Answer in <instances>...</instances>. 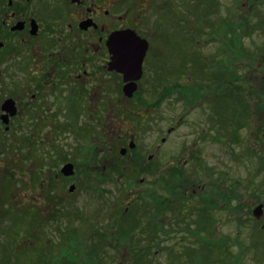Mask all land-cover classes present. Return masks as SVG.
<instances>
[{
    "label": "flooded vegetation",
    "instance_id": "obj_1",
    "mask_svg": "<svg viewBox=\"0 0 264 264\" xmlns=\"http://www.w3.org/2000/svg\"><path fill=\"white\" fill-rule=\"evenodd\" d=\"M195 3L0 0V181L9 174L11 164L15 177L27 174L31 180L38 174L53 181L114 175L126 180V167L117 171V143L123 142L122 158L131 157L139 143L131 125L119 123L118 114L135 113L132 103L137 100L142 105L149 97L174 98L178 107L174 125L160 132V141L150 145L152 153L143 157L145 167L158 155L167 164L162 168L169 170H160V176L184 181L182 174L191 178L189 173H195L193 164L205 157L212 161L206 151L221 137H215L214 129L211 136L207 127L213 122L212 106L218 112L228 107L230 55L225 44L220 45L221 51L208 53L206 44L198 43L197 17L190 10ZM182 9L189 13L190 26L181 25ZM133 33L148 44L140 76L119 69L118 43H126L125 35ZM168 34L175 38L164 49ZM209 37V41L214 38ZM157 84L161 86L158 93ZM126 86L135 87L131 96ZM142 108L137 115L151 120L146 113L150 109ZM72 150L86 162L104 164L97 171H78V162L70 161ZM55 163L59 164L56 170ZM67 164L73 165L71 175L62 171ZM33 165L39 168L31 171ZM70 187L68 192L73 193L76 185ZM197 191L194 188L192 195ZM21 197L20 202L26 203ZM163 200L162 218L168 211L180 220L185 207L176 209L172 199ZM48 201L45 210L50 212L56 203ZM134 202H128L125 212ZM30 206L38 204L32 201Z\"/></svg>",
    "mask_w": 264,
    "mask_h": 264
},
{
    "label": "rangeland",
    "instance_id": "obj_2",
    "mask_svg": "<svg viewBox=\"0 0 264 264\" xmlns=\"http://www.w3.org/2000/svg\"><path fill=\"white\" fill-rule=\"evenodd\" d=\"M190 10L197 17L198 35L194 34L198 43L206 44L208 53L221 51L220 45L225 44L230 55L228 107L218 112L212 106L213 122L207 127L211 136L214 129L215 137H224L218 142L213 140L207 149L212 161L205 157L193 164L195 173H189L191 178L181 175L186 181L160 176V170H169L162 168L167 164L158 155L145 167L143 157L152 153L150 145L160 141V132L174 125L178 106L174 98L159 101L149 97L142 105L136 100L132 103L135 113L118 114L119 123H129L139 143L131 157L125 158L120 155L122 140L117 143V171L126 167V180L114 175L53 181L40 174L31 180L27 174L15 177L13 164L8 166L9 174L5 173L0 181V264L15 263L9 257L29 264L23 258L36 257L38 249L46 253L45 243L53 244L56 252L59 242L73 243V254L81 260L92 258L94 245L98 255L103 250L111 264H264V214L261 220L253 215L259 204L264 205V0H197ZM216 11L218 14L211 17ZM181 14L182 27L188 26L189 13L184 14L182 9ZM247 18L256 25L242 29L239 43H230L227 20ZM209 35L214 36L212 41ZM165 38L164 49L165 44H173L175 36L168 34ZM231 48L238 53L232 54ZM157 85L156 93L161 89ZM139 108H149L146 113L151 120L138 116ZM70 139L72 147L74 141ZM70 154V161L78 162V171H97L104 164L86 162L73 150ZM53 166L56 170L59 164ZM72 183L76 188L69 193ZM194 188L198 191L192 195ZM21 196L26 203L20 202ZM48 198L56 203L50 212L45 210ZM159 198L167 202L172 199L171 206L176 205V209L185 207L180 220L171 212L162 218L164 206L153 203L154 199L162 201ZM132 199L134 204L125 212ZM32 201L41 209L30 206ZM197 201L204 202L200 209L195 208ZM149 209L154 217L148 214ZM149 217L154 219L150 225ZM157 226L161 229L159 235L152 232ZM32 240L36 248H17Z\"/></svg>",
    "mask_w": 264,
    "mask_h": 264
},
{
    "label": "trees",
    "instance_id": "obj_3",
    "mask_svg": "<svg viewBox=\"0 0 264 264\" xmlns=\"http://www.w3.org/2000/svg\"><path fill=\"white\" fill-rule=\"evenodd\" d=\"M216 12H214V13H216ZM212 20L213 19H211V22H212ZM251 25L255 26L256 24H255V22H251L248 18L243 20V21L242 20L234 21V20H231V19L229 21L227 20L226 28H227V31H228V35L230 37V43H232V44H235L236 42L239 43L240 39H241V35L243 34L242 33V29L246 28L248 26H251ZM253 26H251V27H253ZM207 27H209V25ZM214 27L217 28L218 27L217 24ZM231 51H232L231 52L232 54L233 53H235V54L238 53V50L233 49V48H231ZM166 212H168V211H166ZM153 213H154V211L152 209H149V213L148 214L151 217H154V216H152ZM201 213H202V215L205 214L203 212H201ZM152 221H154V219L152 220V219H150V217L147 219V222H148L149 225L152 223ZM159 230H161V229H160L159 226H157V228H155V229L153 228L152 229V232H155L157 234V232ZM63 235H65V233ZM158 235H159V232H158ZM63 237H66V235L63 236ZM149 238H151V236H149ZM62 241H64V240H62ZM22 245L23 246L20 245V246L17 247V248L20 249V251H24V250H27V249H34V248H36L37 243L34 240H32L29 244H22ZM27 245H29V247ZM45 246H46V249H45L46 253L44 251L42 252V249H40V250L38 249V254H37L36 257H31V258L30 257L29 258H23L22 256H20V257H22L25 260L26 259L29 260V262H28L29 264H30V261H32V260L35 261V264H109V263L111 264V260L109 258H107L106 253L103 252V250H101L100 255H98L99 252L97 251V247L94 246V245H92V247H91V249H92V253H91L92 258L89 259V260H87V259L81 260L80 257H76L73 254V248H74L73 246H74V244L71 243V242L70 243H61V242H59L56 245V248H57L58 252L54 251L56 249H55V246L53 244L45 243ZM75 248H76V246H75ZM50 252L52 253L51 256L54 255L52 257V260L49 259ZM34 258H36V259H34ZM7 259H14L15 263H13V264H20L21 263L20 258H18V257H14V258H10L9 257Z\"/></svg>",
    "mask_w": 264,
    "mask_h": 264
},
{
    "label": "water",
    "instance_id": "obj_4",
    "mask_svg": "<svg viewBox=\"0 0 264 264\" xmlns=\"http://www.w3.org/2000/svg\"><path fill=\"white\" fill-rule=\"evenodd\" d=\"M128 40L126 43L119 42L118 53L122 54L119 58V69L122 72H137L139 76L141 75L142 62L145 57V53L148 47V44L141 40L136 34H127L125 35ZM129 38V39H128ZM122 68V69H121ZM135 91V87L126 86L125 92L131 96ZM66 175L73 174V165L67 164L63 170ZM74 190V186L70 187V191ZM264 214V205L259 204L253 211V215L257 220H261Z\"/></svg>",
    "mask_w": 264,
    "mask_h": 264
},
{
    "label": "bare ground",
    "instance_id": "obj_5",
    "mask_svg": "<svg viewBox=\"0 0 264 264\" xmlns=\"http://www.w3.org/2000/svg\"><path fill=\"white\" fill-rule=\"evenodd\" d=\"M159 199H162V198H159ZM154 202L156 203V205H159V206H165V204H166V203H164V200H163V199H162V201H160V200L158 201L157 199H154L153 203H154ZM202 204L204 205V202L197 201V202H196V207H195V208H196V209H200L199 206L202 205Z\"/></svg>",
    "mask_w": 264,
    "mask_h": 264
}]
</instances>
